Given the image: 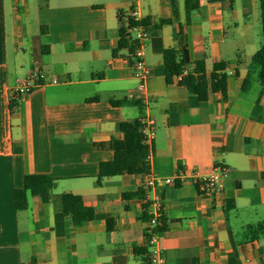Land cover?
Wrapping results in <instances>:
<instances>
[{
    "label": "crops",
    "instance_id": "crops-1",
    "mask_svg": "<svg viewBox=\"0 0 264 264\" xmlns=\"http://www.w3.org/2000/svg\"><path fill=\"white\" fill-rule=\"evenodd\" d=\"M198 1L185 24L184 0H0V264H148L144 204L153 191L140 175L96 179L99 163L123 147L120 123L146 113L131 53L112 55L131 12L149 19V172L184 174L155 189L166 264H264V239L235 237L243 225L264 221V84L251 62L262 42L259 0ZM178 24L184 69L207 81L223 63L224 98L208 91L201 102L178 77L165 82L162 50L180 48ZM32 73L37 86L14 97L16 81ZM217 166L228 168V179L203 196L189 173L208 175ZM37 174L56 179L52 198L78 195L95 218L74 225L53 200L38 197L16 210L14 190Z\"/></svg>",
    "mask_w": 264,
    "mask_h": 264
},
{
    "label": "trees",
    "instance_id": "trees-1",
    "mask_svg": "<svg viewBox=\"0 0 264 264\" xmlns=\"http://www.w3.org/2000/svg\"><path fill=\"white\" fill-rule=\"evenodd\" d=\"M209 3H220L223 0H207ZM172 5V2H171ZM199 7L198 0H184L185 24L188 23L190 14ZM260 9V28L262 42L258 50L251 57V62L259 68V81L264 84V0H259ZM173 19L159 20L152 29H158L162 25L172 24ZM149 28V19L142 18L135 21L131 16L126 19V27L119 28V39L117 47L112 51V55L121 49H127L131 54L136 49L138 42L133 39L130 32L134 28ZM179 36L181 40L180 48H165L162 50V63L165 82L170 84L174 77H180L177 81L179 86L185 87L191 93L195 94L199 101L204 102L209 92H219L224 98L226 94V74L225 65L216 63L212 67L209 80H197L196 72L188 71L182 75L187 65L188 52L182 33V25L178 24ZM12 106H10L11 109ZM119 129L123 134V147L113 153V158L108 162H101L98 165L97 183L100 184L104 178L115 177L123 174L145 175L149 172V157L147 146L142 143V134L139 130L137 120L132 122L120 123ZM55 178L48 175L37 174L27 175L23 178L22 186L16 188L13 192L14 207L16 210H23L27 207L29 197H38L42 202H53L60 211L68 215L74 225H80L84 221L93 220L95 213L92 208L83 204L80 196L72 193H61L52 198L50 189L55 183ZM131 193L123 194V197L132 196ZM148 207L145 202L144 208ZM228 210V209H227ZM146 220L148 215L145 214ZM109 220V219H108ZM164 219L162 218V221ZM164 224V222H163ZM164 226L161 227L163 230ZM238 243H245L260 238L264 239V221L254 224L243 225L235 233Z\"/></svg>",
    "mask_w": 264,
    "mask_h": 264
},
{
    "label": "built area",
    "instance_id": "built-area-1",
    "mask_svg": "<svg viewBox=\"0 0 264 264\" xmlns=\"http://www.w3.org/2000/svg\"><path fill=\"white\" fill-rule=\"evenodd\" d=\"M131 17L138 21L136 12H131ZM136 32V40L138 45L134 52L131 54L132 63L131 69L133 77L137 81V95L140 100L145 114L140 117L137 122L139 130L142 134V143L147 146L148 157L151 156L152 142L155 136V121L149 114L150 97L147 92V80L150 75V68L145 63L143 58V48L145 41L148 38V32L143 27L134 28ZM187 71L184 69L183 74ZM180 79V77H178ZM56 83V80H53ZM37 80L35 74H27L25 77L18 79L15 85L11 88V93L14 97H24L28 95L36 86ZM228 168L225 166H217L208 175H198L196 172L189 173V178L195 184L199 193L203 196L209 197L217 193L223 186V183L228 179ZM184 178V174L179 172L175 177L160 178L155 174L148 172L142 175L143 184L146 188L153 191L151 198L148 200V219L146 220V242L150 247L148 253V264H166L165 254L159 245V238L161 235V227L163 226V213H162V199L156 187L161 185L172 184L175 179Z\"/></svg>",
    "mask_w": 264,
    "mask_h": 264
},
{
    "label": "rangeland",
    "instance_id": "rangeland-1",
    "mask_svg": "<svg viewBox=\"0 0 264 264\" xmlns=\"http://www.w3.org/2000/svg\"><path fill=\"white\" fill-rule=\"evenodd\" d=\"M225 30H226L227 34H229V32L231 31V28L228 27V25H227V26L225 27Z\"/></svg>",
    "mask_w": 264,
    "mask_h": 264
}]
</instances>
